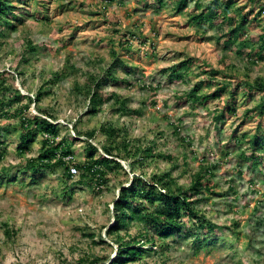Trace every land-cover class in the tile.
Returning <instances> with one entry per match:
<instances>
[{"label":"rangeland","instance_id":"rangeland-1","mask_svg":"<svg viewBox=\"0 0 264 264\" xmlns=\"http://www.w3.org/2000/svg\"><path fill=\"white\" fill-rule=\"evenodd\" d=\"M9 1L24 9L16 10L22 22L11 19L15 27L7 26L5 34H0L4 41L0 70L14 74L15 86L30 96L47 80H54L41 103L30 106V115L49 108L55 122L64 126L60 139L80 138L72 145L78 160L85 158L88 139L78 137V130L98 129L110 121L126 128L122 139L131 149L138 144L153 146L156 153L169 154L173 160L157 158L142 166L132 164L133 156L121 158L124 170L112 173L108 184L94 189L80 180V170L70 180L62 178L60 169L21 170L16 149L19 138L15 132H5L6 124L17 120L0 119V139L5 141L0 161V264H72L84 253L112 258L118 245L106 228L114 222L119 190L129 184V178L143 172L149 178L153 172L171 170L177 183L188 187L203 164L213 166L215 175L211 191L198 197L197 206L216 227V245L196 252L191 239L174 236L166 240L170 247L163 252L158 248L162 240L156 238L154 251L129 264H264V150L257 151L255 160L261 162L254 166L248 158L250 142L230 140L243 133L252 137L258 130L264 133V118L252 111L264 91L254 89L246 96L242 83L235 94L237 114L226 111L219 120L217 114L231 96L233 84L220 99H209L205 105L195 106L183 98L210 76L203 70L220 71L215 74L219 83H204V89L212 91L226 81L264 78V61L253 64L248 49L240 55L237 45L226 46L223 38L218 41L227 25L198 27L190 19L195 0H187L184 9H179V0L163 4L157 0ZM211 1L201 0L204 6ZM241 5L250 18H257L258 25L251 26L249 33L257 36L264 31V0H239L237 6ZM29 40L34 50H29ZM187 57L194 58L192 67L182 69L184 76L170 77L172 67ZM108 70L123 80L108 81ZM91 75L104 78L105 91L128 97L129 106L141 113H116L110 102L96 116L88 114L89 97L85 99L76 87L87 90ZM88 140L100 147L107 143L101 131ZM41 146L39 133L26 159L36 157ZM5 222L18 231L11 238L4 234ZM140 228L135 224L129 232L135 236ZM144 228L154 232L148 225ZM85 233H94L96 241L102 236L109 243H95Z\"/></svg>","mask_w":264,"mask_h":264},{"label":"trees","instance_id":"trees-1","mask_svg":"<svg viewBox=\"0 0 264 264\" xmlns=\"http://www.w3.org/2000/svg\"><path fill=\"white\" fill-rule=\"evenodd\" d=\"M104 1L112 3L116 0ZM157 1L160 4L164 2V0ZM195 1L194 9L190 12V19L198 27L205 28L209 24L217 25L219 23L227 25L228 29L221 34L220 38H217L218 41L223 38L226 46H229V44L237 45V53L240 55L243 54L245 48L248 49L247 55L253 64L264 61V31L257 36H250V27L258 25V20L256 17L250 18V12L244 8V5L237 6L239 0H213L206 6L201 0ZM248 1L255 2L256 0ZM186 6L187 0L178 1L179 9H184ZM17 7L24 9V7L16 6L9 0H0L1 35L5 34L7 26L15 27L14 20H20L19 13H16ZM230 9H234L235 13L228 12ZM262 10H259V12ZM23 11L21 10V15ZM19 22H22V20ZM3 44L4 41L0 39V46ZM28 47L29 50L35 49L30 40L28 41ZM193 62V57H187L174 65L170 77L173 75L184 76L185 70L182 69L192 67ZM125 68L128 71L130 70L128 66H125ZM203 71V73H210V76H206V79L197 83L189 92L185 93L183 98L192 101L195 106L197 104L205 105L209 99H220L226 87L233 84L231 96L224 101V107L217 114L216 120H219L226 111L230 115L237 114L235 94L237 87L242 83L245 84L243 93L246 96L251 95L254 89L264 91L263 77L253 80L252 78L239 79L234 83L226 81V84L217 85L212 91H208L210 88L204 89V83L210 86V84L217 82L215 74L220 71L218 72L215 68ZM18 74H22V72H18ZM14 79L15 76L11 72L0 70V119L5 121L17 120L16 124L13 120V122L7 123L5 132H15L19 138L16 149L21 170L41 172L60 169L62 178L70 180L75 176L71 172V168L76 167L78 171L80 170V180L92 185L94 189H98L108 184L112 173H119L124 170L119 160L121 158L133 156L135 160L132 164L138 163L142 166H146L149 160L154 161L157 158L173 160V157L169 154L156 153L153 146L143 148L138 144L134 149H131L130 144L125 140L126 138L122 139L126 128H120L112 121L102 123L98 129L92 128L85 132L78 130V137L85 135L90 139L97 131H101L107 140V143L100 147L87 139L85 142V158L78 160L74 155L72 145L73 140L78 141L80 138L74 137L71 141L67 138L60 139V129L64 126L55 122L57 118L49 108H39L40 114L30 115L29 113L30 106L40 104L50 92V86L48 85L54 83V80H47L43 86L37 89L36 95L30 96L29 94H23L15 86ZM106 79L110 82L123 80L111 70H108ZM103 80L104 78L101 80L91 75L87 81L89 87L87 90H82L83 87L80 86L76 87L77 91L84 94L85 99L89 97L88 114L93 117L96 116L101 112L103 106L110 102L115 106L113 111L116 113L123 115L141 113L142 110L133 109L129 106L128 97L116 92L105 91ZM249 110L251 109L247 111ZM252 111L260 116V119L264 118V94ZM249 112H246L245 117L249 115ZM75 126L77 127V124ZM261 132L262 130H258V133H254L253 137L248 133H243L242 136L234 135L230 139L235 143H241L243 139L250 142L252 154L248 158H251L254 166H258L261 162L259 159V163L255 160L257 151L264 150V133ZM39 133L42 143L40 153L34 158L26 159V155L32 151L31 145L34 136ZM0 146L4 147L0 151L1 161L5 153V141L2 139H0ZM100 149L101 153H99ZM226 154H229V152H226ZM260 158L262 159V156ZM201 167H203L202 170L193 176L188 187L180 186L173 177L171 170L159 173L153 172L149 178L145 177L146 172L129 178V184L122 186L119 190V196L115 202L114 222L106 228V233L118 245L116 255L110 258L108 255L100 257L96 254L84 253L72 264L133 263L138 261L145 253L154 251L152 247L156 245L157 239L162 240L158 245L159 251L165 252L170 247V243L166 240L174 238V236L181 240L191 239L196 252L202 248H208L211 244L216 245L218 241V237L215 235L216 227L197 206V202H200L198 197L205 191H211L212 178L215 172L211 165L203 164ZM67 190L66 192H68ZM135 224L137 226L141 225L142 228H140L137 235L132 236L129 231ZM144 225L150 226L154 232L152 233L151 230L144 228ZM3 229L8 238L13 237L18 232L8 222L3 223ZM85 235L92 238L95 243L108 242L102 236H100L99 241H96L94 233H85ZM154 264H166V262L160 261Z\"/></svg>","mask_w":264,"mask_h":264},{"label":"built area","instance_id":"built-area-1","mask_svg":"<svg viewBox=\"0 0 264 264\" xmlns=\"http://www.w3.org/2000/svg\"><path fill=\"white\" fill-rule=\"evenodd\" d=\"M71 172L76 174V173H78V169L76 167H72L71 168Z\"/></svg>","mask_w":264,"mask_h":264},{"label":"clouds","instance_id":"clouds-1","mask_svg":"<svg viewBox=\"0 0 264 264\" xmlns=\"http://www.w3.org/2000/svg\"><path fill=\"white\" fill-rule=\"evenodd\" d=\"M21 91V90H20ZM24 94V93H23ZM103 152V151H102ZM78 173H79V171H78ZM78 173H76L75 175H78Z\"/></svg>","mask_w":264,"mask_h":264}]
</instances>
